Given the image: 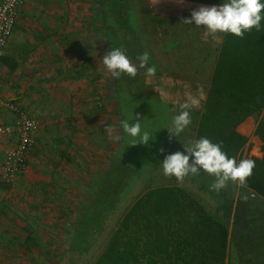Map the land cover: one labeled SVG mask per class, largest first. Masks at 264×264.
Here are the masks:
<instances>
[{
	"label": "rangeland",
	"instance_id": "rangeland-1",
	"mask_svg": "<svg viewBox=\"0 0 264 264\" xmlns=\"http://www.w3.org/2000/svg\"><path fill=\"white\" fill-rule=\"evenodd\" d=\"M92 1L79 0L78 6L68 9V14L79 18L80 22L68 23L69 29L62 33L69 36L59 39L60 44H68L66 49L59 50V53L55 50L47 60H40L46 63L41 65L46 68L32 72L13 70L12 73H7L17 76L19 93L15 100L21 101L27 114L36 116L33 117L39 124L36 133L41 128L44 130L46 125V128L56 126L52 136L57 146L51 151L47 146L39 148L48 158V163L39 165L36 171L39 176L33 183H21L16 187L17 194L7 197L10 200L6 201L5 210L20 214L19 222L24 223L23 226L29 225L24 229L34 239L28 246L22 242L25 233L16 232L20 241L15 240L12 245L16 247L15 253H20L21 260L18 261L13 256L15 253L12 247H8L5 251L10 252L7 255L9 257H6L3 264H94L125 212L147 189L159 185L183 187L210 214L215 215L219 207L223 208L226 212L224 222L228 227L225 264H263L254 254V249L256 252L260 250L259 245L264 248L260 230L254 227L256 230L249 234V229L243 231L248 228V223H264V211L252 201L257 199L255 193L242 191V185L232 181L216 191L211 188L214 177L203 171L186 176L181 181L166 177L162 172L160 161L164 155L183 151V143L189 144L195 139L194 128L207 93V78L211 70L194 72L200 73L202 81H195L190 72L182 70L183 65L179 60L184 55L167 53L168 47L171 49L175 45L174 40L167 39L162 30L167 23L160 30H154L150 28L151 24L144 23V20H148L147 16L140 15L136 18L129 13L126 15L130 7H126L122 0H101V3ZM117 1L120 2L119 6H116ZM65 13L66 9L63 14ZM121 16L126 21V25L123 21L121 25L127 29V34H123V37H127L129 43H120L116 38L115 32L123 31L116 23ZM136 19H140L143 24L136 22ZM145 25L149 26L150 32L145 30ZM61 27L64 28V24ZM205 31L204 37L208 42L206 47L210 50L218 48L221 43L218 33L212 35ZM116 47H122L132 58L147 52L149 66L155 67V74L146 76L141 70L135 77L124 74L114 76L104 66L103 58ZM207 56L203 54L198 57L204 60ZM193 59H197V56L189 58ZM195 64L196 61L192 65ZM60 93L65 98L60 97ZM188 97L200 100L199 105L191 109L192 122L179 134V138L173 137L169 142L170 133L165 127L178 112V105ZM74 116L77 120H74ZM135 117L142 120L140 123L143 127L153 132L155 138L147 145H128L129 138L126 137L121 122H134ZM253 117L257 126L261 115ZM72 120L74 123L78 121L77 124L91 126L96 133L95 144L99 146L86 149V155L79 150L75 152L74 146H60L69 145L70 136L74 135ZM256 126L254 128L253 125V130L249 131L243 128L245 125L238 126V130L248 136L240 159H252L255 163L258 159L251 157L253 148H258L259 160L263 155L262 142L255 135ZM109 142L110 146H104ZM114 146L117 157L109 163V150L110 147L115 149ZM161 148L165 149L164 153H161ZM101 149L103 155L100 153ZM84 172L86 181L90 184V189L86 192L71 183V180L75 181V177ZM105 181L111 188L110 192L109 187L106 191L103 188ZM117 186L122 191L118 195L115 194ZM80 192L84 194L81 198ZM108 196L119 201L118 209L111 215L106 214L105 208ZM99 198L100 202H97ZM261 204L264 208V200ZM95 206L100 208L101 217L97 216L99 210L94 209ZM17 208H23V213L17 211ZM6 217L7 224L3 226L8 230L13 226L9 225L10 218ZM87 217L90 224L89 220L84 223ZM81 224L95 229V233L89 238H75V232ZM99 226L102 230L98 231Z\"/></svg>",
	"mask_w": 264,
	"mask_h": 264
},
{
	"label": "trees",
	"instance_id": "trees-1",
	"mask_svg": "<svg viewBox=\"0 0 264 264\" xmlns=\"http://www.w3.org/2000/svg\"><path fill=\"white\" fill-rule=\"evenodd\" d=\"M122 21L126 25L124 17L117 19L116 23L123 31H116V38L120 43H129L127 37H123L127 29L121 25ZM12 61L6 55L0 56V63L6 64L10 71L17 64ZM260 115L255 135L262 142L263 155L259 160V150L253 148L251 157L258 160L246 184L242 185V191L255 193L257 199L252 201L264 211L261 204L264 200V21L259 30L253 28L242 38L223 33L194 128V137H207L220 143L229 156L240 160L248 136L240 132L238 126L249 116L258 118ZM245 129L252 130L253 125L247 123ZM108 187L105 181L104 190H108ZM121 192L117 186L115 194ZM115 198L112 200L108 196L105 205L108 215L118 209L119 201ZM93 208L99 210L97 216L101 217L100 208ZM237 208L240 210L239 206ZM225 217L226 212L222 207L215 215L208 213L198 200L179 185L151 187L125 212L94 264H225L228 247ZM254 227H258L264 240V223H248V228L243 231L249 229V234L256 230ZM100 229L102 227L98 231ZM94 231L88 225L81 224L75 238H89ZM33 239L32 236L27 238L28 246ZM259 247L257 252L254 249V254L264 264V248Z\"/></svg>",
	"mask_w": 264,
	"mask_h": 264
},
{
	"label": "crops",
	"instance_id": "crops-1",
	"mask_svg": "<svg viewBox=\"0 0 264 264\" xmlns=\"http://www.w3.org/2000/svg\"><path fill=\"white\" fill-rule=\"evenodd\" d=\"M96 1L101 3V0ZM90 2L93 1L90 0ZM121 2L125 3L126 7H130L128 11H126V15L129 13L136 18L140 15L143 17L147 16L148 20H144V23L147 25L151 24V29L160 30L162 26L167 23V26L165 25L162 30L165 31V36L168 37L167 39L174 40L175 42V45L172 46L171 49L168 47V52L166 51L168 55H184L179 60L181 65H183L182 70L190 72L195 78V81H198L199 79L202 81V76L200 73L194 74V72L211 70V73L207 78L209 84L215 62L214 60H216L219 47L223 40V33H218V36L221 38V43L218 48L215 47L214 50H210L208 49V46L206 47L208 42L207 38L204 37L206 36V29L202 26L197 27L194 24H186L183 20L190 16L193 9H196L201 5L218 4L221 0H122ZM78 5L79 0H26V2L20 7L17 23L5 48L4 55L10 57L11 60L13 59L11 63H17L14 71L22 72L26 70L32 72L34 70H43L46 67L41 65L42 63H46L41 62L40 60H47L48 56L53 54L55 50L56 53H59L60 51H63L64 48H67L68 44H66L65 47L59 43V39L65 37L69 38L66 34L62 35V33H65V29H69L67 25L68 23L80 22L79 18H75L68 14V9L70 7L73 9ZM119 5L120 2L117 1L116 6ZM64 9H66L65 15L63 14ZM72 12L73 11H71V13ZM114 15L115 14H113V16ZM137 21L143 24L140 19H136V22ZM63 24L65 27L60 28ZM150 28L145 25L146 31ZM200 32L201 37H199ZM67 52H69V50H67ZM203 54H207L208 56L204 58V60H201L198 56ZM196 56L197 59L189 60V58H195ZM195 61L197 64L192 65ZM9 72L12 73L13 71H10L6 64L0 63V125L4 126H13L17 120V109H24L20 104L21 101L19 102L18 100H15L17 96L16 94L19 93L17 76L14 77L13 74L8 75L7 73ZM31 74L32 73H30V75ZM59 95L60 97L65 98L61 93ZM19 97L21 96L19 95ZM28 115L36 117L31 114ZM48 117L50 118V115ZM51 118L55 119L54 116ZM74 120H77V117L74 116ZM74 120L71 121V124H73V127L71 128H73L75 132L73 131L74 135L72 137L70 136L69 145L62 144L60 146H74V148L76 147V149H74L75 152L79 150L82 154L86 155V149L91 150L94 149L92 146H99L95 144L96 133L91 126L89 127L87 124H85V126L83 124H77L78 121L74 123ZM247 123L253 124L254 128L256 126L254 117L249 116L245 119V122H242L239 125V127H243V125ZM41 126L45 125L41 124ZM46 126L44 130L41 128V131L35 134V144L28 155L26 169L16 174L13 180H6L3 177L2 161L6 151L17 142L18 136L16 133L0 135V183L3 182L2 185H0V204H2L0 209V264L5 263L6 257H9L7 255H9L8 253L10 252L5 251L8 247H12L15 253L16 247L12 244L15 240H17V242L20 241V236L16 232L25 233L22 242L26 245H28L26 243L27 238L32 236L31 234L26 233L27 229H24L28 228L29 225L26 224L23 226L24 223L19 222L20 214L5 210V204L6 201L8 202V200H10V198L7 200L9 195L12 196L17 194L16 187L18 185L21 183H33V180L39 176V172L36 173V171L40 164L44 163L45 165L48 163V158L42 153L43 151L41 152L39 150V148L41 146H47L49 151H51L52 149H55L54 146H57L55 139L52 136V132L56 129V126L55 128H46ZM104 146H110V142L108 144L105 143ZM111 147L109 150V159L107 160L109 163H111L112 159H116L117 157L116 147L114 146L115 149L113 150ZM63 151H65V149ZM100 153L103 155V149L100 150ZM85 174L86 172L80 173L75 177V181L71 180V183L78 185L81 190L83 188L86 192L90 189V184L86 181L87 177ZM83 192H80L79 198L84 195ZM3 201H5L4 204ZM21 209L23 210V208ZM21 209L17 208V211L20 210V213L22 214L23 212ZM25 209H27V207H25ZM6 216L10 218L8 221L9 225L13 226V228L8 230L7 228L4 229L3 226V224H7ZM13 256L18 261L21 260L20 253H15Z\"/></svg>",
	"mask_w": 264,
	"mask_h": 264
},
{
	"label": "clouds",
	"instance_id": "clouds-1",
	"mask_svg": "<svg viewBox=\"0 0 264 264\" xmlns=\"http://www.w3.org/2000/svg\"><path fill=\"white\" fill-rule=\"evenodd\" d=\"M186 24L204 27L209 34H232L243 37L253 28L259 30L264 21V0H221L218 4L201 5L191 11L188 18L183 20ZM104 66L116 77L122 74L135 77L141 70L146 76L155 74V67L149 66V54L139 53L132 58L127 55L122 47L113 48L103 58ZM164 99V97H162ZM200 100L188 97L178 105V112L172 116L168 129L169 142L173 137H178L192 122L191 109L198 106ZM128 145H147L154 139L153 132L143 127L140 120L134 122L122 121ZM183 151L167 153L160 161L163 175L174 177L177 181L186 176L196 175L203 171L214 177L211 188L219 191L229 181L244 185L251 176L255 162L252 159L237 160L229 156L220 143L213 142L207 137H199L189 144H184ZM161 153L165 149H160Z\"/></svg>",
	"mask_w": 264,
	"mask_h": 264
},
{
	"label": "built area",
	"instance_id": "built-area-1",
	"mask_svg": "<svg viewBox=\"0 0 264 264\" xmlns=\"http://www.w3.org/2000/svg\"><path fill=\"white\" fill-rule=\"evenodd\" d=\"M25 2L26 0H0V56L5 54L7 42L18 20L20 7ZM38 126L36 119L19 109L13 126L0 125V135L16 133L18 136L17 142L6 151L2 161V173L6 180H13L16 174L26 169Z\"/></svg>",
	"mask_w": 264,
	"mask_h": 264
}]
</instances>
